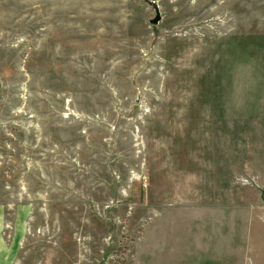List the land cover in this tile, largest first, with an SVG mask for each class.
I'll list each match as a JSON object with an SVG mask.
<instances>
[{
    "label": "rangeland",
    "instance_id": "rangeland-1",
    "mask_svg": "<svg viewBox=\"0 0 264 264\" xmlns=\"http://www.w3.org/2000/svg\"><path fill=\"white\" fill-rule=\"evenodd\" d=\"M0 205L18 264H264V0H0Z\"/></svg>",
    "mask_w": 264,
    "mask_h": 264
},
{
    "label": "crops",
    "instance_id": "crops-1",
    "mask_svg": "<svg viewBox=\"0 0 264 264\" xmlns=\"http://www.w3.org/2000/svg\"><path fill=\"white\" fill-rule=\"evenodd\" d=\"M9 210L0 205V264H18L20 250L29 228V207L14 208L11 220L7 219Z\"/></svg>",
    "mask_w": 264,
    "mask_h": 264
},
{
    "label": "water",
    "instance_id": "water-1",
    "mask_svg": "<svg viewBox=\"0 0 264 264\" xmlns=\"http://www.w3.org/2000/svg\"><path fill=\"white\" fill-rule=\"evenodd\" d=\"M153 6L156 7L155 3L154 2H150ZM161 17L159 14L156 15V17L154 19H152V23L153 24H157L159 21H160Z\"/></svg>",
    "mask_w": 264,
    "mask_h": 264
}]
</instances>
